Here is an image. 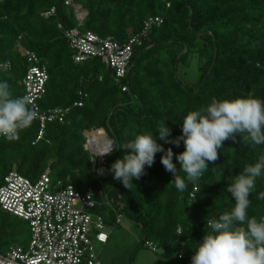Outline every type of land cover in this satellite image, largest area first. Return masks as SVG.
I'll return each mask as SVG.
<instances>
[{"label":"trees","instance_id":"16d2710c","mask_svg":"<svg viewBox=\"0 0 264 264\" xmlns=\"http://www.w3.org/2000/svg\"><path fill=\"white\" fill-rule=\"evenodd\" d=\"M168 1L169 8L162 0H74L88 12L84 31L120 43L139 34L149 18L163 17V24L134 48L130 91L123 93L114 83L112 71L100 60L74 62V51L64 37V30L78 26L73 8L62 0H4L0 5V15L5 17L0 22V64L10 61L12 67L0 71V82L9 84L13 97L24 96L22 81L28 62L16 49L20 42L48 67L49 82L39 103L41 110L72 107V111L64 124L48 123L44 138L37 143L40 125L36 120L20 132L17 141L0 138V186L13 171L37 182L50 169L54 183L72 185L81 192L100 189L104 176L110 173L107 169L124 152L112 151L102 166L105 173H97L93 157L85 149L84 133L90 130H104L116 145L133 140L137 134L153 132L157 143L165 150L172 149L173 163L184 176L176 160L184 151L183 142L176 146L159 140L156 127L160 122L165 121L171 129L170 138L175 139L182 134L184 116L214 98L252 94L264 100V0ZM52 8H56V16H41ZM194 54L199 57L200 77L187 85L180 70L190 65ZM76 102H83V106L73 107ZM262 154L264 145L254 147L239 136L237 142L226 140L219 158L180 193L170 183L172 173L161 164L163 153H157L154 164L145 166L146 174L139 180L133 178L132 190L116 181L107 193L117 213L146 233L144 243H156L172 263L191 264L195 248L210 231L206 221L233 207L234 200L226 190L228 178ZM195 187L198 191L191 200ZM260 192H264V177L257 178L248 209V216L258 220L264 217V200L257 199ZM96 212L107 225L115 226L116 214L111 208L101 206ZM28 240V223L0 208V253L11 246H26Z\"/></svg>","mask_w":264,"mask_h":264},{"label":"built area","instance_id":"2783aa9c","mask_svg":"<svg viewBox=\"0 0 264 264\" xmlns=\"http://www.w3.org/2000/svg\"><path fill=\"white\" fill-rule=\"evenodd\" d=\"M62 1L73 8L78 21L76 28L64 30V37L74 51V62L81 64L91 59L100 60L107 70L112 71L114 83L121 91L129 92L128 77L134 48L142 45L149 33L163 24V17L149 18L144 22L139 34L130 37L126 43H120L112 37L101 38L92 32L84 31L82 26L88 12L74 0ZM162 1L166 3L167 8L170 7L168 0ZM3 3L4 0H0V5ZM56 13V8H52L42 12L41 16L48 19L56 16ZM4 19L5 17L0 15V22ZM58 27L63 29L61 24H58ZM16 49L28 62L22 85L24 96L29 99V107L37 113L35 120L40 125L35 141L37 143L44 138L48 123L66 122L72 107L41 110L39 103L47 93L49 82L47 64L36 53L24 48L20 42H17ZM11 67V62L7 61L0 64V71L10 70ZM102 79L100 76L99 80ZM82 106L83 102H76L73 107ZM97 131H86L84 135L85 149L92 155V162L98 173V170L106 165L109 156H100V150L105 151L115 146L116 142L111 137L108 138L111 142L109 145L99 144L101 142L95 137L94 141H90L89 134ZM197 191L195 187L190 194L191 200L195 199ZM101 206L111 208L116 214L115 225L121 224L124 215L117 213L113 199L103 186L98 190L89 188L86 192H81L72 185L54 183L50 169H47L37 182L30 181L16 171L11 172L0 186V208L28 223L30 240L26 246H11L5 253H0V264H103L98 247L107 245L110 234L106 232L109 225L106 224L105 218L96 212ZM178 233L181 231L178 230ZM144 246L153 252L160 250L152 241H146Z\"/></svg>","mask_w":264,"mask_h":264},{"label":"clouds","instance_id":"9594fccd","mask_svg":"<svg viewBox=\"0 0 264 264\" xmlns=\"http://www.w3.org/2000/svg\"><path fill=\"white\" fill-rule=\"evenodd\" d=\"M37 113L29 107V99L13 97L9 84L0 82V137L17 141L20 132L31 126ZM156 130L158 139L179 146L184 151L176 155L179 172L173 163V151L157 143L153 132L137 134L133 140L111 146L100 156L123 150L107 171L113 179L129 190L135 186L133 178L145 175V166L151 167L157 153H163L161 164L172 173L175 189L183 193L188 182L195 183L208 170L209 164L219 158V150L226 140L237 142V136L252 146L264 145V100L249 94L234 99H212L206 106L189 111L182 121V134L171 139V129L160 122ZM104 131V130H103ZM94 161V160H93ZM105 169L98 172L103 175ZM217 178L219 182L221 177ZM264 177V154L255 163L245 165L243 170L229 179L226 187L234 200L230 211L218 218L207 220L210 229L198 243L191 257V264H264V217L259 220L248 216L250 195L256 188L257 178ZM257 199L264 200V192Z\"/></svg>","mask_w":264,"mask_h":264},{"label":"rangeland","instance_id":"374dc122","mask_svg":"<svg viewBox=\"0 0 264 264\" xmlns=\"http://www.w3.org/2000/svg\"><path fill=\"white\" fill-rule=\"evenodd\" d=\"M191 57L190 65L180 70L181 78L187 85L195 84L200 77L199 57L197 54ZM105 135L110 138L106 132ZM116 181L111 172L104 176L102 184L106 192L113 189ZM106 232L110 234L108 245L98 247L100 260L103 264H178L172 263L164 257L162 250L153 252L145 247L143 243L146 233L138 224L125 216L122 218L121 224L109 225Z\"/></svg>","mask_w":264,"mask_h":264},{"label":"bare ground","instance_id":"6f19581e","mask_svg":"<svg viewBox=\"0 0 264 264\" xmlns=\"http://www.w3.org/2000/svg\"><path fill=\"white\" fill-rule=\"evenodd\" d=\"M96 134L94 135H89L90 137V141H94L93 137H95L98 141H100L101 145H105L107 143V145H109L111 142L108 141V138L105 135V132L103 130H98L97 132H95ZM108 141V142H107ZM103 151L100 150V153H102Z\"/></svg>","mask_w":264,"mask_h":264},{"label":"water","instance_id":"95a60500","mask_svg":"<svg viewBox=\"0 0 264 264\" xmlns=\"http://www.w3.org/2000/svg\"><path fill=\"white\" fill-rule=\"evenodd\" d=\"M216 49H217V47H216ZM185 51H186V49H185ZM185 51H184L183 53H185ZM183 53H182V54H183ZM182 54H181V55H182ZM181 55L178 57V59H177V61H176V67L178 66L179 58L181 57Z\"/></svg>","mask_w":264,"mask_h":264},{"label":"crops","instance_id":"0c3cea01","mask_svg":"<svg viewBox=\"0 0 264 264\" xmlns=\"http://www.w3.org/2000/svg\"><path fill=\"white\" fill-rule=\"evenodd\" d=\"M109 241H110V239H109ZM109 243V242H108ZM108 243H107V245H108Z\"/></svg>","mask_w":264,"mask_h":264}]
</instances>
